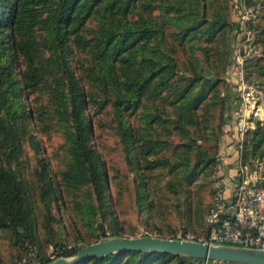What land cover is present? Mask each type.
Listing matches in <instances>:
<instances>
[{
    "label": "rangeland",
    "instance_id": "1",
    "mask_svg": "<svg viewBox=\"0 0 264 264\" xmlns=\"http://www.w3.org/2000/svg\"><path fill=\"white\" fill-rule=\"evenodd\" d=\"M61 1L54 0L39 23L22 33L9 21L12 0H0V163L24 185L37 234L31 241L0 230V264H48L60 258L56 243L82 250L114 237L193 236L200 241L206 234L216 186L223 179L218 158L226 139L230 138L227 146L234 145L228 113L235 94L227 90L226 82H233L231 71H226L227 41L240 32L251 38L254 50L263 51L264 0H137L126 14L112 18L104 9H96L79 31L85 43L76 44L75 33L67 31L71 39L67 50L59 47L55 37ZM221 12L234 26L209 41L203 25ZM146 26L158 33L138 45V58L170 59L176 76L159 97L149 90L136 109L123 112V122L133 130L127 145L114 106L115 90L101 75L95 46L111 30L122 33ZM68 28L65 25L62 31ZM91 39L98 40L94 47ZM258 58L249 59L247 68L251 81L264 84L254 63ZM68 68L87 93L89 145L101 174L103 203L86 179L88 173L75 168ZM197 75L202 79L193 83L194 93L204 88L209 97L199 117L204 135L196 144L215 156L214 164L197 168L192 179L184 168H148L150 161L159 158L190 153L195 159L192 149L181 145L188 144L197 129L182 124L186 116L177 104ZM225 95L228 99L222 104ZM149 139L164 140L169 146L145 154ZM199 264L233 263L202 260Z\"/></svg>",
    "mask_w": 264,
    "mask_h": 264
},
{
    "label": "trees",
    "instance_id": "2",
    "mask_svg": "<svg viewBox=\"0 0 264 264\" xmlns=\"http://www.w3.org/2000/svg\"><path fill=\"white\" fill-rule=\"evenodd\" d=\"M137 0H62L60 7L56 13L59 16L60 27L57 28L56 39L59 47L69 49L71 39L67 31L71 29L76 38V44L85 43V38L79 34L85 23L93 16L96 9H104L108 17L119 14H126L136 3ZM54 0H12L11 11L9 13V21L13 29L22 33L33 29L38 23L40 17L49 11V6L53 5ZM173 8V7H171ZM179 9V8H178ZM18 26V28L16 27ZM68 25V29L62 31L64 26ZM203 32H208L209 41L217 38L225 29L234 26L230 22L226 14L222 12L215 16V20L211 23L203 25ZM70 31V30H69ZM77 33V34H76ZM158 31L154 28L146 26L145 28H127L122 33L108 32L106 40H92L98 42L95 46L98 48L97 57L99 58V66L101 67V75L107 85L113 86L115 90L114 106L120 124L123 127L124 137L127 145H130L133 136V130L128 124L122 120L124 111L136 109L141 102L142 97L149 90L151 96L159 97L167 87L171 85V81L176 76V65L170 59H156L152 57L138 58V45L148 42L157 35ZM23 35V34H22ZM85 40V41H84ZM237 35L234 34L227 41L226 53V71H231L234 63V43ZM260 41V40H259ZM258 41V42H259ZM264 42V40H263ZM263 56L254 62L260 74V78L264 79V43ZM88 43V42H87ZM202 76H196L191 84H189L178 96L180 102L178 108L181 109L186 117L182 124L193 126L197 131L193 133L188 144L181 145L183 149H192L193 158L189 155H181L184 157L159 158L148 163V168H184L189 177L192 179L198 173L197 168L210 167L215 162V156L210 154L206 148L197 143L202 138L201 130H203L200 116L204 113L206 101L209 94L200 88L194 93L193 83H197ZM264 83V80H261ZM227 90L235 94L236 85L233 82H226ZM2 84V74L0 72V86ZM156 84V85H154ZM154 85V88H153ZM156 86V87H155ZM156 88V89H155ZM68 95L70 98L71 112L70 119L73 126L71 139L73 142L72 153L77 164L75 168H83V172H87L86 179L93 183L98 191V199L103 203L104 187L99 173V166L95 163L94 152L89 145L92 127L87 110V93L82 87L78 77L68 68ZM181 90V89H180ZM209 91V90H208ZM194 93V94H193ZM229 97V94H228ZM227 95L221 98L222 104H226ZM180 122V120H179ZM205 127V126H204ZM149 146L145 149V154H151L169 146L164 140L149 139ZM195 145V146H193ZM193 146V148H192ZM251 150L253 155H260L264 149V129L256 130L251 136ZM179 147H175L178 149ZM189 157V158H188ZM52 189V187H51ZM53 192V190H52ZM0 230H11L17 237H24L35 240L36 234V218L32 210L27 205L26 190L17 174L4 164L0 163ZM60 249V257H71L77 255L81 250L78 248H68L64 244H55ZM179 261L180 264H199L202 260L188 257H180L171 254L158 252H121L105 257H97L86 264H170L173 261ZM54 261V260H52ZM51 261V262H52ZM212 261V260H210Z\"/></svg>",
    "mask_w": 264,
    "mask_h": 264
},
{
    "label": "built area",
    "instance_id": "3",
    "mask_svg": "<svg viewBox=\"0 0 264 264\" xmlns=\"http://www.w3.org/2000/svg\"><path fill=\"white\" fill-rule=\"evenodd\" d=\"M236 35L231 69L235 100L228 120L240 157L234 180L216 186L206 234L200 241L264 250V149L258 156L250 152L253 132L264 129V84L251 81L247 70L249 59L263 55L253 49L250 37ZM224 156L218 158L220 164ZM186 240L196 241L193 236Z\"/></svg>",
    "mask_w": 264,
    "mask_h": 264
},
{
    "label": "water",
    "instance_id": "4",
    "mask_svg": "<svg viewBox=\"0 0 264 264\" xmlns=\"http://www.w3.org/2000/svg\"><path fill=\"white\" fill-rule=\"evenodd\" d=\"M129 251L158 252L233 264H264V250L153 236L106 238L87 245L75 256L60 257L48 264H86L97 257Z\"/></svg>",
    "mask_w": 264,
    "mask_h": 264
},
{
    "label": "crops",
    "instance_id": "5",
    "mask_svg": "<svg viewBox=\"0 0 264 264\" xmlns=\"http://www.w3.org/2000/svg\"><path fill=\"white\" fill-rule=\"evenodd\" d=\"M262 55H263V51H262ZM251 61H248V64H250ZM247 64V65H248ZM249 76L251 75V73L249 72V69L247 68ZM227 141L224 143L223 145V149L225 150L222 154H224L225 156L223 157V160L221 162L220 165V170L222 171V180H224L225 182H231L232 180H234L235 175L237 174V167H238V159L240 157V155L238 154V151L235 149L234 145L231 146H227L228 144H230V138L226 139ZM232 143L234 144V140L233 138L231 139ZM253 147H250V152L252 153ZM253 155V153H252ZM259 155V154H258ZM256 155V156H258Z\"/></svg>",
    "mask_w": 264,
    "mask_h": 264
}]
</instances>
